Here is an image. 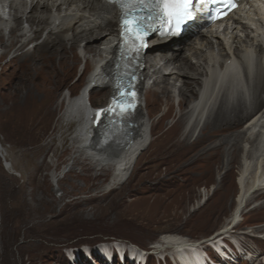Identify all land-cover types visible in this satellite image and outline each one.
Masks as SVG:
<instances>
[{"label":"bare ground","instance_id":"obj_1","mask_svg":"<svg viewBox=\"0 0 264 264\" xmlns=\"http://www.w3.org/2000/svg\"><path fill=\"white\" fill-rule=\"evenodd\" d=\"M6 7L9 9L8 21L0 15V46L3 49L0 66L2 57L14 49L16 55L4 63L6 67L24 68L17 76L22 79H28L29 70L35 69L37 128L54 125L55 128L73 129L71 144L77 154L75 159L84 158L96 169L111 171L109 186L112 189L128 181L141 158L158 162L168 158L184 159L206 164L240 159L239 192L231 217L219 234L223 236L220 239L231 236L228 235L229 228L234 230L240 224L249 199L264 189L262 57L257 60L253 74L244 65L248 91L245 95L235 84L236 77L231 70L234 66L226 64L231 55L222 38L196 30L171 39L151 40L146 54L149 50L154 53L148 60L146 77L153 83L146 88L145 109L141 99L130 141L97 146L100 125L89 124V106L98 95L106 96V105L113 92L111 71L118 32L117 9L102 0H0L2 13ZM231 27L234 29L224 34L239 63L249 62L253 54L264 52L263 46L253 37L240 35L247 29L240 17ZM7 28H10L9 32ZM33 40H36L34 46L27 49ZM81 64L85 66L83 74L87 76L80 78L84 85L72 99L79 81L71 86L70 80L76 76ZM64 86H70V99L65 96L59 104L57 98ZM26 97L30 98L29 94ZM176 98L179 99V111H175ZM57 112L60 116L54 120ZM244 125L245 129L239 130ZM61 142L67 143L68 136L64 134ZM150 147L153 150L147 153ZM56 175V172L52 174L53 177ZM201 192L203 198L193 209L211 196L210 190L202 189ZM153 245L156 253H175L180 264L203 262L199 242L179 234H165ZM138 252L143 260L148 258L147 253L139 249ZM250 256L258 258L256 254Z\"/></svg>","mask_w":264,"mask_h":264},{"label":"rangeland","instance_id":"obj_2","mask_svg":"<svg viewBox=\"0 0 264 264\" xmlns=\"http://www.w3.org/2000/svg\"><path fill=\"white\" fill-rule=\"evenodd\" d=\"M153 53L145 56V77ZM14 55L10 49L0 66V264H180L172 251L152 249L163 235L175 233L199 242L201 264H264V189L249 199L240 224L229 228L231 236L219 235L239 192L240 159L206 164L141 158L128 181L112 189L111 171L75 159L73 129L37 128L35 69L28 79L17 77L24 68L4 65ZM83 67L70 80L71 86L79 81L73 95L84 85ZM151 83L147 78L143 88L144 109ZM68 87L60 90L57 103L69 96ZM105 100L98 95L92 106L103 107ZM178 104L176 99L175 111ZM202 189L211 196L193 209ZM137 248L155 253L145 262Z\"/></svg>","mask_w":264,"mask_h":264},{"label":"snow or ice","instance_id":"obj_3","mask_svg":"<svg viewBox=\"0 0 264 264\" xmlns=\"http://www.w3.org/2000/svg\"><path fill=\"white\" fill-rule=\"evenodd\" d=\"M115 2H118L123 10L120 19L123 27L121 36L126 42L134 45L137 51L146 46L145 37L150 29L154 30L155 24L169 25L171 30L168 34H175V28L184 19L192 17L191 0H115Z\"/></svg>","mask_w":264,"mask_h":264}]
</instances>
